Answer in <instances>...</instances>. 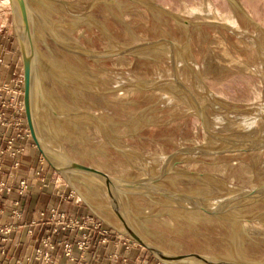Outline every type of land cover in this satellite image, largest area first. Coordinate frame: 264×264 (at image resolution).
<instances>
[{"label": "rangeland", "instance_id": "obj_1", "mask_svg": "<svg viewBox=\"0 0 264 264\" xmlns=\"http://www.w3.org/2000/svg\"><path fill=\"white\" fill-rule=\"evenodd\" d=\"M27 12L38 137L109 188L53 165L164 254L264 264V0H27ZM21 26L0 0V65L11 46L19 68L0 85L23 103Z\"/></svg>", "mask_w": 264, "mask_h": 264}, {"label": "crops", "instance_id": "obj_2", "mask_svg": "<svg viewBox=\"0 0 264 264\" xmlns=\"http://www.w3.org/2000/svg\"><path fill=\"white\" fill-rule=\"evenodd\" d=\"M10 50L0 65L1 81H10L16 72L19 73L13 47L10 46ZM9 138H14V142L7 150ZM20 146L23 152L15 154ZM40 157L43 156L30 135L18 138L15 129L0 124V183L10 188V192H0V228L15 226L9 234H0V264H41L34 258L35 251L41 246L42 239L49 235L50 228L38 222L37 215L52 208L71 216H93L104 226L132 239L126 228L128 225L124 223V229L122 219L113 217L101 199L91 196L90 180L80 178L81 182L78 176L69 173L71 180L68 181L69 176L47 162L41 166ZM21 181L27 184L23 194L18 192ZM58 189L62 196L55 194ZM116 224H121L124 230ZM63 237H69V234ZM73 253L76 259L69 260L60 249L54 250L48 264H82L75 247ZM84 259L86 264H172L159 260L140 245L127 247L124 243H117L116 237L107 246L92 248Z\"/></svg>", "mask_w": 264, "mask_h": 264}, {"label": "built area", "instance_id": "obj_3", "mask_svg": "<svg viewBox=\"0 0 264 264\" xmlns=\"http://www.w3.org/2000/svg\"><path fill=\"white\" fill-rule=\"evenodd\" d=\"M0 105L4 110L9 109L11 111L8 119L3 118L5 114L1 112L0 124L6 128H14L17 132V137L21 138L27 131L21 122L24 106L22 101H17L13 87L7 83L0 85ZM13 142L14 138L7 140V150H10ZM21 152H23L22 146L18 147L15 154ZM44 164V157H40V165L43 166ZM26 188V182L21 181L18 185L19 194H23ZM3 191L10 192V188L0 183V192ZM56 194L61 195L59 191H56ZM37 217L38 222L41 221L50 228L49 235L42 239L41 246L35 251L34 258L41 264H48L51 260V253L57 249L62 251L65 258L75 260L76 258L73 253L74 247L78 252V258L81 259L79 262L86 264L87 262L84 258L90 253L92 248L98 249L107 246L114 237L117 238V243H124L127 247L137 246L134 241L120 234H115L114 231L105 227L99 220L90 215L71 216L59 211L57 208H52L46 212L39 213ZM13 229H15V226H4L0 228V234L7 235ZM66 233L69 234V237H63Z\"/></svg>", "mask_w": 264, "mask_h": 264}, {"label": "water", "instance_id": "obj_4", "mask_svg": "<svg viewBox=\"0 0 264 264\" xmlns=\"http://www.w3.org/2000/svg\"><path fill=\"white\" fill-rule=\"evenodd\" d=\"M13 4L16 5L19 11L20 20L22 24L21 33H20V50H21V58H22V66H23V106H24V116L27 123V127L29 130V134L31 139L36 146L39 153L44 157L46 162L60 171L59 168L55 167L52 163H58L62 166L67 168H71L74 170H78L81 172L90 173L92 175L97 176L101 180L106 183V186L109 188L110 181L108 177L94 169L79 163H76L56 152L46 147L40 141L35 123L33 118V111H32V57H33V44L31 39V34L29 30V21H28V12H27V0H10ZM127 231L129 232L130 236L134 241L148 250L153 256L158 258L161 261L165 262H182L189 259H194L202 264H255V263H230V262H219V261H211L200 256L196 255H168L164 254L152 246H150L147 242H145L142 238H140L134 231L130 228L126 227Z\"/></svg>", "mask_w": 264, "mask_h": 264}, {"label": "bare ground", "instance_id": "obj_5", "mask_svg": "<svg viewBox=\"0 0 264 264\" xmlns=\"http://www.w3.org/2000/svg\"><path fill=\"white\" fill-rule=\"evenodd\" d=\"M205 16H207V14H206ZM207 17H208V16H207ZM209 18H211L212 20H208V22H211V23L213 22V23H217V24H218V23H219V24L221 23V22L217 21L218 19H216V18L214 19V16H213V15L210 16ZM231 28L234 29V30H237V28L234 27V26H231ZM232 60H233V59H232ZM233 61H235V60H233ZM237 64H239V63H237ZM237 64H236V65H237ZM232 65H233V64H232ZM223 67H225V68H229V67H227V66H223ZM257 230H258V229H257ZM259 232H260V231H259ZM263 234H264V233H263Z\"/></svg>", "mask_w": 264, "mask_h": 264}]
</instances>
